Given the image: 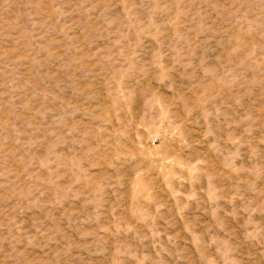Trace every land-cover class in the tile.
<instances>
[{"label": "rangeland", "instance_id": "374dc122", "mask_svg": "<svg viewBox=\"0 0 264 264\" xmlns=\"http://www.w3.org/2000/svg\"><path fill=\"white\" fill-rule=\"evenodd\" d=\"M0 264H264V0H0Z\"/></svg>", "mask_w": 264, "mask_h": 264}]
</instances>
